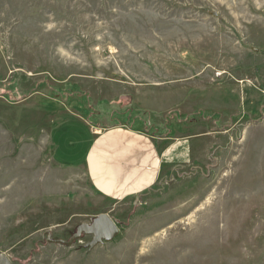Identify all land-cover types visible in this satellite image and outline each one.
Returning <instances> with one entry per match:
<instances>
[{
    "label": "rangeland",
    "instance_id": "obj_1",
    "mask_svg": "<svg viewBox=\"0 0 264 264\" xmlns=\"http://www.w3.org/2000/svg\"><path fill=\"white\" fill-rule=\"evenodd\" d=\"M173 98L182 107L164 115ZM123 123L172 137L190 164L137 197L102 195L69 160V137ZM103 213L114 240L49 242ZM2 253L14 264H264V0H0Z\"/></svg>",
    "mask_w": 264,
    "mask_h": 264
},
{
    "label": "crops",
    "instance_id": "obj_2",
    "mask_svg": "<svg viewBox=\"0 0 264 264\" xmlns=\"http://www.w3.org/2000/svg\"><path fill=\"white\" fill-rule=\"evenodd\" d=\"M150 91H153V95L155 91L161 93L158 87H152ZM174 100L175 98L173 101L161 100L166 102V108L162 111L164 115L171 109L182 107L179 105L180 101ZM135 105L154 109L146 106V101L136 100ZM184 137H181L183 138L181 141L190 144L188 141L190 139ZM69 138L74 140L69 141L68 145L75 148L69 160L82 162L81 165L95 189L117 201L150 191L160 183L162 177L171 174L178 165L190 164L177 161L183 150L176 146L177 141H171L172 137L155 135L131 123L101 127L97 132H91L86 127V134L81 135L80 139ZM188 147V152L192 154V147L189 145ZM184 149L183 157L188 153L187 148ZM61 151L64 154L63 145L59 148L60 155Z\"/></svg>",
    "mask_w": 264,
    "mask_h": 264
},
{
    "label": "water",
    "instance_id": "obj_3",
    "mask_svg": "<svg viewBox=\"0 0 264 264\" xmlns=\"http://www.w3.org/2000/svg\"><path fill=\"white\" fill-rule=\"evenodd\" d=\"M120 233V228L112 220V218L106 214H100L91 223H83L79 225L76 232L71 236L69 240L54 239L52 234H49L48 240L51 243L64 244L66 246L73 245L77 240L82 239L84 235H92L93 239L86 246L94 248L102 242H110L114 240ZM0 264H14L12 259L7 254H0Z\"/></svg>",
    "mask_w": 264,
    "mask_h": 264
},
{
    "label": "trees",
    "instance_id": "obj_4",
    "mask_svg": "<svg viewBox=\"0 0 264 264\" xmlns=\"http://www.w3.org/2000/svg\"><path fill=\"white\" fill-rule=\"evenodd\" d=\"M84 95H89L88 97L89 98H87L88 99V102L90 103L91 102V95L89 94V93H83ZM90 109H91V103L89 104V106H88ZM129 110H131V109H129ZM203 112L204 111H200V114H203ZM166 122H169V119H167V121Z\"/></svg>",
    "mask_w": 264,
    "mask_h": 264
}]
</instances>
